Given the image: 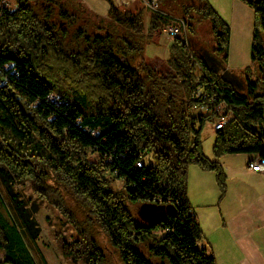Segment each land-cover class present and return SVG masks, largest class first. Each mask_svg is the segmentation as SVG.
Listing matches in <instances>:
<instances>
[{
  "label": "trees",
  "instance_id": "16d2710c",
  "mask_svg": "<svg viewBox=\"0 0 264 264\" xmlns=\"http://www.w3.org/2000/svg\"><path fill=\"white\" fill-rule=\"evenodd\" d=\"M156 1L145 23L148 6L133 11L112 0L98 18L78 0H0V176L19 210L18 223L0 211V264H38L20 226L31 241L38 229L16 182H29L63 212L77 235L61 237L59 247L85 264L105 259L92 225L122 264H217L187 199L188 169L213 171L220 201L227 190L221 156L264 159V0H246L254 10L255 64L241 70L243 79L223 66L230 25L209 0H174L186 38L173 36L162 63L150 64L146 46L174 16L170 0ZM203 18L211 23L213 52L192 47L188 36ZM196 86L231 110L214 130V159L200 142L212 113L193 110L205 102L194 96ZM116 179L121 187L112 186ZM125 198L164 207L147 205L153 216L141 219Z\"/></svg>",
  "mask_w": 264,
  "mask_h": 264
},
{
  "label": "rangeland",
  "instance_id": "374dc122",
  "mask_svg": "<svg viewBox=\"0 0 264 264\" xmlns=\"http://www.w3.org/2000/svg\"><path fill=\"white\" fill-rule=\"evenodd\" d=\"M86 8L87 13L93 17L98 18L106 16V12L109 6V0H78ZM115 4H119L122 9H130L137 11L143 6H148V10L145 11L144 21L147 23L148 14L151 7L143 4L141 0H112ZM211 4L221 12L222 16L230 25V38L229 48L224 67L231 73H235L239 79H243L241 70L246 66H254L251 53V35L254 26V10L252 6L246 0H209ZM123 2V3H122ZM1 3L7 6H13L14 0H1ZM122 3V4H121ZM168 11L173 12L174 16L179 15L173 9L177 7V3L174 0L169 1ZM160 7H162L160 5ZM172 8V9H171ZM178 17V16H177ZM160 29V28H159ZM158 42L147 44L146 52L144 54L145 59L157 67L166 58L168 53V46L171 38L167 34L162 33L159 35ZM191 41V46L196 49L206 50L213 52V34L211 31V23L208 18L201 19L196 24V31L193 34L188 35ZM223 71V70H221ZM242 90V89H240ZM214 140V129L212 126V119L207 120L201 130L200 142L202 150L209 158L214 159L212 152V144ZM249 153H232L225 154L219 158L220 162H224L228 166H240L244 164L245 155ZM251 154V153H250ZM253 154V153H252ZM98 155L91 153L90 159H95ZM145 160L153 162L152 152H147ZM53 186L56 185L54 178L48 180ZM113 187H121V181L116 179L112 183ZM15 190L20 192V198L27 204V208L35 219V225L38 229L37 236L31 241L28 237V231L20 226L24 238L29 246V249L34 256L38 264H85L81 259H73L63 253L59 247V240L61 237L66 239H72L77 235L76 229L69 222L63 212L54 206L49 199L40 198L37 196L33 187L29 182L22 184L16 182L14 184ZM62 188V185H59ZM63 188V194L69 207L74 211L76 217L80 220L84 219V211L81 206H77V203L73 198L65 193ZM52 195V194H50ZM53 196V195H52ZM51 196V197H52ZM125 203L137 217L141 219H150L152 214L146 207L163 208L164 205L153 203H141L140 200L133 201L132 199L125 198ZM0 211H2L7 217L15 220L18 223L19 210L15 208L13 201L10 199L9 193L6 189V184L0 176ZM98 230L97 238L102 245L105 252V259L102 264H122L116 250L108 243L106 234L104 231L96 226L92 225ZM264 240V227L257 234ZM207 250L210 251L208 246ZM264 255V242L262 246ZM233 256H228L227 253H219L217 256V264H233ZM224 259V260H222ZM228 261V262H225ZM254 264H262L259 259L254 260Z\"/></svg>",
  "mask_w": 264,
  "mask_h": 264
},
{
  "label": "crops",
  "instance_id": "0c3cea01",
  "mask_svg": "<svg viewBox=\"0 0 264 264\" xmlns=\"http://www.w3.org/2000/svg\"><path fill=\"white\" fill-rule=\"evenodd\" d=\"M256 158L249 153L236 167L221 161L227 190L220 201L214 172L189 166L187 199L201 225L202 244L209 246L215 260L227 253L233 264H254L255 259L264 264V240L257 235L264 227V173L248 166Z\"/></svg>",
  "mask_w": 264,
  "mask_h": 264
},
{
  "label": "built area",
  "instance_id": "2783aa9c",
  "mask_svg": "<svg viewBox=\"0 0 264 264\" xmlns=\"http://www.w3.org/2000/svg\"><path fill=\"white\" fill-rule=\"evenodd\" d=\"M145 5H149L152 9L157 8L156 0H141ZM165 33L168 37H173L178 35L182 38H186L185 34V23L184 20L177 16H170L169 21L162 24L158 31V34ZM264 52V51H263ZM195 97L200 98V100L205 101L200 104H195L193 110L195 112L201 113H212V126L213 129H218L224 126L229 116L231 115V110L227 109L225 102H215L216 94L212 95L209 100L206 93L203 92L201 86H196L193 92ZM140 164V162H138ZM248 166L253 170H259L264 173V159L257 156L256 159L248 161Z\"/></svg>",
  "mask_w": 264,
  "mask_h": 264
}]
</instances>
